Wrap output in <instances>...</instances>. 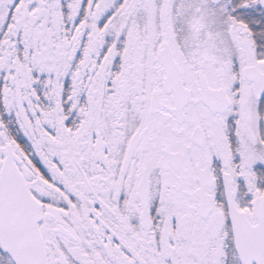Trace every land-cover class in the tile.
<instances>
[{
	"label": "snow or ice",
	"instance_id": "snow-or-ice-1",
	"mask_svg": "<svg viewBox=\"0 0 264 264\" xmlns=\"http://www.w3.org/2000/svg\"><path fill=\"white\" fill-rule=\"evenodd\" d=\"M0 264H264V0H0Z\"/></svg>",
	"mask_w": 264,
	"mask_h": 264
}]
</instances>
